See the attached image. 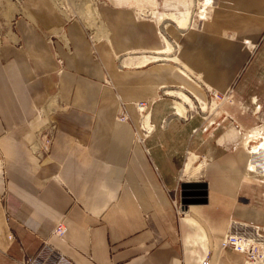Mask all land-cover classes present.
I'll return each mask as SVG.
<instances>
[{
  "label": "crops",
  "instance_id": "obj_1",
  "mask_svg": "<svg viewBox=\"0 0 264 264\" xmlns=\"http://www.w3.org/2000/svg\"><path fill=\"white\" fill-rule=\"evenodd\" d=\"M22 1L12 33H0V264H21L44 242L75 264H201L209 245L216 246L211 264H243L240 254L219 247L227 233L262 232L264 146L248 172L244 136L234 128L220 135L264 117V0H218L198 27L169 30L179 60L216 91L230 90L233 103L215 123L173 115L168 97L149 102L155 129L147 137L136 102L173 84L206 99L173 63H123L130 51L146 50L151 61L166 48L154 23L134 12H175L184 0L100 2L102 35L94 43L85 24L51 0ZM178 20L184 27L185 18ZM65 99L69 111L56 112ZM120 102L127 123L116 119ZM52 117L50 150L39 158L33 145ZM192 153L206 164L187 180ZM184 182L204 183L207 194L183 205L188 212L179 218L173 201L182 203ZM59 221L67 228L62 237L52 234Z\"/></svg>",
  "mask_w": 264,
  "mask_h": 264
},
{
  "label": "rangeland",
  "instance_id": "obj_2",
  "mask_svg": "<svg viewBox=\"0 0 264 264\" xmlns=\"http://www.w3.org/2000/svg\"><path fill=\"white\" fill-rule=\"evenodd\" d=\"M51 1H52V4L55 6V8L62 15L67 16V17H71V18H78L85 24L84 27H85V30L87 32V36H88L91 43H94L95 40L97 39V37L102 35V32L98 28V25L99 24L101 25V20H100L99 15H98L97 6L100 2L105 3L106 0H51ZM217 1L218 0H184V2H185L184 9H181V10H178L175 12H164V11L159 12V11H151V10H137L134 12V17L138 21H151L154 23L156 32L159 33L162 37H164L166 39V45H165V42L162 43V45H163L162 47L166 46V48L163 51H159V53H157L156 56L153 59H151V61L149 59L150 53L146 50L138 49L136 51H130L129 53H127L125 55L123 63L126 65L140 66V65H144V64L146 65L149 62H155V61L156 62L161 61V62H165V63L170 62V63H173L175 69L177 71H179L180 73H182L186 78H188L189 81L193 82L194 84L196 83V85H199L200 88L205 92L206 99H205V97L202 98V97H199L196 95L190 96L182 84H173L167 88L162 87L165 89L161 88V90H159V95L156 98H154L157 100V99H160L162 97H168L171 100H173V106H174V109L176 110L173 113V115H178L184 119L188 118L189 117L188 114L192 113L194 115H201L204 120H206L208 117H211V118L214 117L215 123H218V119H221L223 116L227 118V115H226V113H228L226 111L228 109L227 107L232 105V103H233V101H231V103L230 102L227 103L228 101H226L225 98H223V101H222V96L224 93L218 92L215 89H213L212 87H211L212 88L211 91L216 92L218 94L219 98L210 99V93L207 90V86H209V85H207L203 81L202 77L198 73H195L193 70H191L189 67H187L184 63H182L179 60V58L177 56L179 44L174 38H172L170 36V31H169L174 26L177 29H179L180 31H183V30L188 29L189 27L193 26V23H195L196 24L195 26L198 27L200 25V23L204 20V18H206L207 15L210 14V12L214 9ZM21 5H23L22 0H0V33L2 32L5 35V31H6L7 38H8V34H11L13 29H14V25H13L14 20H15L14 18H15V15L17 14L18 9ZM187 9H188V14L185 15V26L184 27L177 25V23L172 21V19L170 20V18L167 19L168 15L177 14V16H180L181 13H179V12L186 11ZM94 11L96 13H94ZM196 21L198 23H196ZM169 22H172L173 24L171 23L170 26L167 28V24ZM166 28H167V31H166ZM127 60L129 62L125 63L124 61H127ZM197 79H200L202 82H199V81L197 82L196 81ZM103 83L104 84H110V77L108 76L107 73H104V75H103ZM167 91H173L175 94L170 96L166 93ZM179 91L182 92L183 94H185L188 97L189 101H187L186 99H183L181 96H179V94H178ZM230 94H231V92H230ZM152 100L153 99H151V101ZM156 100L154 101V103L156 102ZM151 101L136 102L135 103V107H136V110H137L138 115H139V120H138L139 126H140V123L145 124V126L147 125L148 116H146L145 120L142 121L138 107H139L140 103H146L147 106H149V102H151ZM61 104L63 107H66L69 111V109H70V101L69 100H66V99L63 100L61 103H59L55 106V109H57L59 107V105H61ZM153 104H150V105L152 106ZM177 104L181 105V109H182L181 113L177 112V107H176ZM204 104L206 105L205 106L206 109L202 110L201 108L203 107ZM151 106L148 108L150 110V114H151ZM67 112H65V113H67ZM143 113L145 115V110ZM217 115H219V116H217ZM116 119L118 121L126 122V123L130 121L129 116H128L127 111H126V108L124 106V103H122V102L119 103L118 111L116 114ZM233 119H236V118L233 115H231V113H230L229 120H233ZM259 119H264V117H262V118L259 117ZM259 119H257L256 122ZM226 120H228V119H225V121ZM150 121H151V119H150ZM51 122L53 124H55L54 117H52ZM151 123H152V121H151ZM231 128H234L237 131L236 135H239V137H237V138L242 139V136H244V134H246L248 129L253 128V126L250 128H243V129H245L244 131H239L233 125H231L224 131V133L222 135H220V137L223 136L225 134V132ZM250 133H251V130H249L247 134L249 135ZM136 135H137V132H136ZM242 140L244 142V138ZM237 143L239 144L240 141H237ZM240 144L243 145L244 143H240ZM250 144L254 145L252 143H250ZM256 150H258V149H253V151H256ZM260 150H261V148H260ZM259 153H260V151H259ZM259 153H258V155H259ZM197 161L199 162V164L202 165V167H204L203 164H206L205 160L201 159V157H197ZM203 175H204V172H203L201 178L203 177ZM251 176H253L257 179L259 178L258 175L257 176L251 175ZM201 178H199V180ZM259 262H260L259 264H264V258L261 259Z\"/></svg>",
  "mask_w": 264,
  "mask_h": 264
},
{
  "label": "built area",
  "instance_id": "obj_3",
  "mask_svg": "<svg viewBox=\"0 0 264 264\" xmlns=\"http://www.w3.org/2000/svg\"><path fill=\"white\" fill-rule=\"evenodd\" d=\"M253 45L251 46V49ZM196 77V76H195ZM197 82H202L200 79L196 80ZM207 86V85H206ZM211 87L207 86V90L210 93V99H217L219 98L216 92L211 91ZM208 97V96H207ZM223 98L228 101L227 103H231V94L230 90L224 92L222 96ZM156 99H153L150 104H153ZM139 113L141 115L142 121L145 120V117L148 116V123L145 124L140 123V130L143 133L144 137L150 135L154 129L155 125L150 121V110L146 103H140L138 107ZM145 110V115H144ZM68 109L63 107L62 104L56 109V112L65 113ZM176 110L173 109V113ZM243 111V110H242ZM143 115V116H142ZM184 119V118H183ZM166 122V121H165ZM232 123H236L235 121ZM53 123L50 122L43 131L37 134L35 144L33 145V150L37 157H41L42 154H46L50 150V145L52 141V134H53ZM237 124V123H236ZM235 126L238 128L239 131H244L245 129ZM253 127H259L261 135L264 137V119H259ZM175 213L177 217L182 218L187 215V208H185V204L177 203L175 200L173 201ZM67 228L63 221H59L55 228L53 229V235L57 237H62ZM12 236L9 235V238ZM215 245H209L207 247V251L205 252L204 258L201 261V264H211V254L213 249H215ZM221 250L230 249L235 253H239L242 255L243 264L247 263H255L259 262L261 259L264 258V227L262 228V232H255L252 236H245L240 234H231L227 233L222 236V242L219 247ZM21 264H75L60 252L56 251L55 249L51 248L48 243L44 242L40 249L33 255L26 257Z\"/></svg>",
  "mask_w": 264,
  "mask_h": 264
},
{
  "label": "bare ground",
  "instance_id": "obj_4",
  "mask_svg": "<svg viewBox=\"0 0 264 264\" xmlns=\"http://www.w3.org/2000/svg\"><path fill=\"white\" fill-rule=\"evenodd\" d=\"M94 13H96V12L94 11ZM185 15H187V13L182 14L180 17H177V15H175V14H171V15L168 16V18H170V20L172 19V21H174V22H178L179 21L178 19L185 18ZM205 106L206 105H204L201 109L202 110L206 109ZM178 107H179V105L177 106V108ZM249 130H251V133L248 135L247 133H248ZM248 131L246 132V134H244V142L243 143L246 146L249 147V151H250V154H251V157H250V160H249V164H248V167H247V171L251 172V170H252L251 169V164H252L251 159L254 158L258 162L262 161L261 158L257 157V155H258L259 151H261L260 148L262 146H264V137L261 135L259 127L250 128V129H248ZM250 143H252L254 145H251ZM253 149H258V150L253 151ZM202 169H203L202 165L199 164V162L197 161V156L192 153L188 157V159H187V161H186V163L184 165L183 176H185V179H187V180L196 179L200 175Z\"/></svg>",
  "mask_w": 264,
  "mask_h": 264
},
{
  "label": "water",
  "instance_id": "obj_5",
  "mask_svg": "<svg viewBox=\"0 0 264 264\" xmlns=\"http://www.w3.org/2000/svg\"><path fill=\"white\" fill-rule=\"evenodd\" d=\"M181 202L183 204H195L204 202L206 185L201 182H184L180 184Z\"/></svg>",
  "mask_w": 264,
  "mask_h": 264
}]
</instances>
